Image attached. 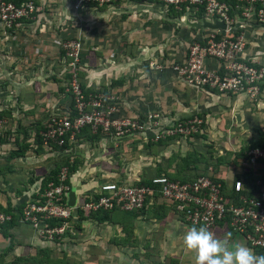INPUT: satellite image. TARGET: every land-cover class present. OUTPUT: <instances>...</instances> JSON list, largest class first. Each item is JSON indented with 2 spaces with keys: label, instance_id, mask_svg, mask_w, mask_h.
Here are the masks:
<instances>
[{
  "label": "crops",
  "instance_id": "1",
  "mask_svg": "<svg viewBox=\"0 0 264 264\" xmlns=\"http://www.w3.org/2000/svg\"><path fill=\"white\" fill-rule=\"evenodd\" d=\"M37 2L32 18L11 29L0 22V110L11 111L0 128V136L7 137H0L1 204L9 201L18 206L31 200L53 168L50 157L61 155L48 150L43 155L31 151L7 161L20 125L35 128L52 113L71 110L72 96L66 91L67 63L60 46L66 38L82 40L81 63L87 87L106 101L114 99L121 115L145 118L149 112L159 111L169 124L197 116L205 122L212 120L211 124L221 121L223 128L229 127L225 125L229 119L232 126L253 130L252 136L256 128H264V81L263 93L254 101L242 93L223 94L194 87L172 70V63L185 59L188 45L198 33L208 32L207 28L200 30L190 24L197 21L194 10L179 17L169 11V6L151 0L91 4L79 10L72 0ZM246 25L247 53L259 57L264 65V24ZM69 145L66 152L78 159V169L69 185L78 200L85 193L97 195L104 182L135 184L156 162L176 151L184 155L192 147L184 136L166 148L148 146L138 134L103 135L97 141L70 139ZM229 167L228 163L222 164L220 172L234 175L236 169L233 173ZM19 189L24 191L21 196L17 195ZM83 227L74 240L56 244L20 221L11 230V237L0 236V253L12 244L6 263L16 255H34L46 249L51 258L68 260L66 264H195V252L184 246L183 236L190 227L201 226L189 224L173 203L162 198L149 200L141 209L114 210L112 221L86 220ZM209 230L218 237L230 232L233 241L261 255L228 221H220Z\"/></svg>",
  "mask_w": 264,
  "mask_h": 264
},
{
  "label": "built area",
  "instance_id": "2",
  "mask_svg": "<svg viewBox=\"0 0 264 264\" xmlns=\"http://www.w3.org/2000/svg\"><path fill=\"white\" fill-rule=\"evenodd\" d=\"M37 0H0V22L7 29L32 18L37 10ZM122 0H76L72 5L79 10L91 4H114ZM177 7L187 4L194 6L195 12L202 9L204 18L212 22L224 21L226 29L198 33L190 42L182 62H174L172 70L194 87L217 89L223 94H246L257 101L262 94L264 65L257 56L247 53L248 39L245 27L248 22L264 24V0H152ZM244 21L245 23L241 24ZM222 35L221 37H218ZM65 52L67 71L66 91L74 100L75 116L72 109L54 112L50 115L48 127L42 131L43 140L64 145L67 137L76 139L82 128L89 126L92 132L101 131L113 137H128L138 134L146 139L158 141L166 136L188 137L203 132V118L195 116L169 124L162 113L152 111L145 118L121 115L119 104L114 99H106L98 94L85 95L79 70L84 44L80 38H66L60 41ZM163 70L162 66H157ZM110 99V100H109ZM4 118H0V128ZM232 150L234 153L240 151ZM237 169L253 171L256 178L245 184L242 178L233 179L229 184L236 198L229 199L223 193V182L216 179L218 173L209 168L210 174L200 175L192 181L183 182L167 176H156L151 184H127L118 181L104 182L99 186L98 196L85 193L75 207L63 202L68 196L67 183L69 170L63 167L59 182L50 181L41 197L31 199L23 207L21 221L29 223L37 234L45 240H54L69 226L75 210L86 212L120 208L133 211L144 207L146 198L153 192L174 204L186 221L193 226L208 229L220 221H228L234 231L264 255V145L254 146L244 151L238 159ZM230 172L234 173L230 164ZM89 197V199H87ZM237 200V201H236ZM12 215L0 211V224L11 219ZM62 220L61 224L51 225L48 220ZM8 264H13L9 262Z\"/></svg>",
  "mask_w": 264,
  "mask_h": 264
},
{
  "label": "trees",
  "instance_id": "3",
  "mask_svg": "<svg viewBox=\"0 0 264 264\" xmlns=\"http://www.w3.org/2000/svg\"><path fill=\"white\" fill-rule=\"evenodd\" d=\"M76 0H72V3H74ZM152 1V0H151ZM37 5L38 2L36 1ZM163 3V2H161ZM169 6V11H174L175 15L181 17L185 12L187 11H193L195 10L194 6H188L187 4H183L180 7H177L174 4H166ZM94 5V4H93ZM176 8L179 10L176 11ZM197 21L201 22L202 18H204V12L202 9L197 10L196 12ZM194 28V27H193ZM203 27L200 28L202 30ZM197 29V28H195ZM202 32V31H201ZM203 33V32H202ZM222 35H219L218 37H221ZM65 53V52H64ZM67 65V64H66ZM83 64L81 63V66ZM83 66L80 67L79 75H80V81L83 88V91L86 96H88L91 93V88L89 89L87 87V83L85 82V72H83ZM69 71H66V78H69ZM263 87V86H262ZM63 89V88H62ZM217 90V89H215ZM218 91V90H217ZM72 116L74 117L76 114L74 109V100L71 104ZM11 114V111L9 110H0V118H4L7 115L9 116ZM202 116V114H199ZM50 117L41 123L40 126H37L35 128H30L26 126H19V128L16 130L15 134V147L8 152V158L7 161L9 162L12 159L20 158L26 156L29 152L33 151L37 155H43L45 151L49 152H61V155L57 158V156H51L50 161L53 166L51 171L47 173L43 180V185L41 188L32 193L33 199H43L41 197V194L44 193L45 188L47 187L48 183L50 181L59 182V174L63 167H67L69 170V176L67 183L70 185V179L71 176L77 171L78 169V159H72L71 153L66 152L69 148V138L67 137V140L64 145L60 146L58 144H53V142L45 144L43 140V136L41 134L42 131L46 130L48 127ZM207 125L204 123L202 124V129L206 128ZM34 131V132H32ZM13 132H6L5 135H15ZM103 133L101 131H98L96 133L92 132L91 128L89 126H86L81 129V131L77 134L76 139H83V140H90V141H97L103 137ZM1 139L5 140L7 137L0 136ZM33 137L32 141H28L29 138ZM179 137L181 136H166L165 138H161L158 141L155 140H149L146 141L147 145H157L159 147L166 148L171 143H174ZM195 138V140H192ZM205 140V143H201V140ZM208 135L204 132H196L191 136H188V142L192 146L189 151H187L186 154L183 155L180 151H176L172 153L171 156L166 157L165 159L161 160V162H156V166H154L153 169L150 171H144V173L141 175L140 179L135 182L137 185L142 184H151L152 179L156 176H167L171 179L180 180L183 182L192 181L196 179L200 175L204 174H210L209 168L213 166L214 173H218V177L216 179L223 182V193L231 200L236 198L235 191L230 188L228 180H226V176L224 172H220V166L224 163H228L233 165V168L237 169L238 165V158L244 154V151L254 147V146H263L264 145V128H256V135H254L243 147H241L240 151H237L234 153L233 151H227L225 154L218 153V149L216 146L208 141ZM197 142V144H195ZM2 161L0 159V170L2 171L1 166ZM242 178L246 185L249 183H252L254 179L256 178L253 171L248 169H238L233 179ZM122 183V182H119ZM71 187V186H70ZM0 188V192H1ZM24 193L23 190H18L17 195L21 196ZM95 196H98L95 195ZM67 196L64 195L63 202L67 204ZM89 199V197L87 198ZM151 199H162L161 194L159 192H153L152 194H149L146 198L145 205L149 202ZM237 201V200H236ZM25 201L23 203L19 204L18 206H12L11 203L8 201L6 205L0 203V211L5 212L6 214L12 215L11 219L5 221L4 223L0 224V236L3 238L11 237L12 232L11 230L16 227L19 222L21 221L22 217V211L23 207L26 205ZM142 207V208H144ZM175 207V206H174ZM120 208H115L112 210H98V211H92V212H86L82 210H75L72 217L68 219L69 226L66 228V231L60 235L57 236L54 240H47L51 242L61 243L66 240L71 241L74 240L77 235L81 234L84 230L83 222L86 220H92L97 221L99 223H104L106 221H112V214L114 210H117ZM176 209V207H175ZM177 210V209H176ZM124 211V210H123ZM48 223L51 225L54 224H61L62 220L54 219V220H48ZM29 224V223H27ZM30 225V224H29ZM13 249V245L11 244L5 251L0 253V264H8L5 261V256L8 255V253ZM63 259H57V258H51L48 250H40L37 252V254L34 255H16L12 258L11 263L13 264H63L68 263Z\"/></svg>",
  "mask_w": 264,
  "mask_h": 264
},
{
  "label": "clouds",
  "instance_id": "4",
  "mask_svg": "<svg viewBox=\"0 0 264 264\" xmlns=\"http://www.w3.org/2000/svg\"><path fill=\"white\" fill-rule=\"evenodd\" d=\"M226 233L218 237L207 227H190L183 236L184 246L195 252V264H264V255L231 239Z\"/></svg>",
  "mask_w": 264,
  "mask_h": 264
},
{
  "label": "rangeland",
  "instance_id": "5",
  "mask_svg": "<svg viewBox=\"0 0 264 264\" xmlns=\"http://www.w3.org/2000/svg\"><path fill=\"white\" fill-rule=\"evenodd\" d=\"M217 121L218 120H215V123L212 124L210 123L212 120L206 121L205 124L207 127L204 128V131L209 138L207 142L213 143L218 149V153L225 154L227 151L238 150V148L243 147L253 137L251 135L254 134L253 130H247L248 128H245V126H232V124H230L231 121L226 119L225 125H228L229 127H225L227 130H224L225 128L220 125L221 121ZM192 140H195V138ZM205 142V140H201V143ZM195 144H197V142ZM226 175L227 177L232 176L231 173L225 174V176Z\"/></svg>",
  "mask_w": 264,
  "mask_h": 264
},
{
  "label": "water",
  "instance_id": "6",
  "mask_svg": "<svg viewBox=\"0 0 264 264\" xmlns=\"http://www.w3.org/2000/svg\"><path fill=\"white\" fill-rule=\"evenodd\" d=\"M194 27H203L211 30H217V29H226L227 25L224 21L221 20H215L214 22L203 19L201 22H191L190 23ZM77 194L74 189H71L68 193V205L71 207H75L77 203Z\"/></svg>",
  "mask_w": 264,
  "mask_h": 264
}]
</instances>
